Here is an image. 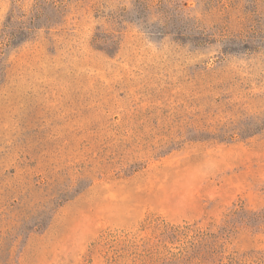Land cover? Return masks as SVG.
Wrapping results in <instances>:
<instances>
[{"label":"rangeland","instance_id":"obj_1","mask_svg":"<svg viewBox=\"0 0 264 264\" xmlns=\"http://www.w3.org/2000/svg\"><path fill=\"white\" fill-rule=\"evenodd\" d=\"M0 264H264V0H0Z\"/></svg>","mask_w":264,"mask_h":264}]
</instances>
